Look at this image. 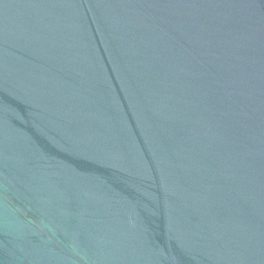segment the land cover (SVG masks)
Here are the masks:
<instances>
[{
    "label": "water",
    "instance_id": "obj_1",
    "mask_svg": "<svg viewBox=\"0 0 264 264\" xmlns=\"http://www.w3.org/2000/svg\"><path fill=\"white\" fill-rule=\"evenodd\" d=\"M0 264H264V0H0Z\"/></svg>",
    "mask_w": 264,
    "mask_h": 264
}]
</instances>
